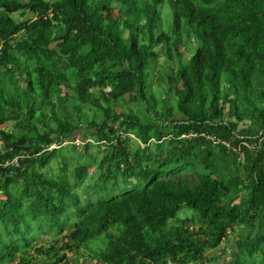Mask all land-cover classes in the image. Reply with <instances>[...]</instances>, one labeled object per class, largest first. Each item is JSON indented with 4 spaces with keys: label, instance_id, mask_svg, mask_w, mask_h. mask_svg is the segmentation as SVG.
<instances>
[{
    "label": "trees",
    "instance_id": "trees-1",
    "mask_svg": "<svg viewBox=\"0 0 264 264\" xmlns=\"http://www.w3.org/2000/svg\"><path fill=\"white\" fill-rule=\"evenodd\" d=\"M234 233L214 264H264V0H0V264H212Z\"/></svg>",
    "mask_w": 264,
    "mask_h": 264
},
{
    "label": "rangeland",
    "instance_id": "rangeland-1",
    "mask_svg": "<svg viewBox=\"0 0 264 264\" xmlns=\"http://www.w3.org/2000/svg\"><path fill=\"white\" fill-rule=\"evenodd\" d=\"M161 12L163 13L164 21L167 20L164 17H166V13H168V8L166 6L162 7L161 8ZM12 16L13 17H18V15H16V13H13ZM191 43L194 44V41H193L192 38H191ZM192 47H194V45H192ZM187 54L188 53L186 52L185 55L187 56ZM113 107L116 108L117 110H121V111H127L128 108H131L133 111H136L138 109V106H137V104L135 102L126 103V102H124L122 100L118 101L117 104L113 105ZM245 123H247L246 120H245ZM243 124L244 123L241 122V123H239V126L241 127ZM2 127L10 128V124L9 123H5V124L2 125ZM78 135H79V133L76 134V136H73V138H74L75 144H77V147L80 148V144L83 141H80ZM136 142H137V140L133 139L131 141L132 146H134ZM63 145H68V141L63 142ZM51 147H55V145H52ZM65 149L67 150V147H64V150ZM66 154H69V153H66ZM51 169H52V171L54 173H56V168L54 166H52ZM189 213H190V211H188L185 207H183L181 209L180 213H179V217H183L184 215H187ZM235 233L230 235L229 239L227 241H224L223 243H221V245L219 247H216V248L211 249V250L208 251V255L212 258V260H211L212 264H214L217 261H219V259H229L230 258L231 252H233L234 249H235L234 242L237 239V235ZM51 235L52 234H47V235L38 234L36 237H37L38 240H41V241L36 242V245H39L40 243H43V242L47 241V239H49L51 237Z\"/></svg>",
    "mask_w": 264,
    "mask_h": 264
}]
</instances>
